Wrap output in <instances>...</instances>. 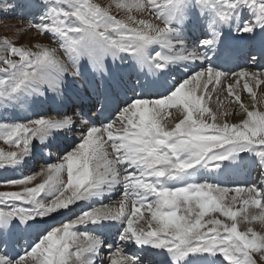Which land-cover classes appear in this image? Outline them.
I'll use <instances>...</instances> for the list:
<instances>
[{"label": "snow or ice", "instance_id": "snow-or-ice-1", "mask_svg": "<svg viewBox=\"0 0 264 264\" xmlns=\"http://www.w3.org/2000/svg\"><path fill=\"white\" fill-rule=\"evenodd\" d=\"M42 3L48 11L39 23L29 20L25 31L34 29L56 46L37 43L33 50L7 37L0 42V104L20 101L26 93L51 92L62 100L68 78H85L81 61H87L104 89L94 92L99 113H109L119 87L107 83L108 59L127 55L154 72L177 63L193 70L166 94L136 95L99 122L80 110L61 109L54 116L0 123V141L11 149L0 148V168L22 163L32 154L33 140L79 138L56 163L19 179L0 180V245L8 244L20 225L32 227L33 221L69 214L39 233L23 254L0 251V264H141L124 251L128 243L163 250L172 264H184L190 256H207L209 264H264V69L224 72L206 66V50L216 47L219 33L189 47L173 27L187 18V8H211L226 25L247 8L255 13L254 22L245 21L237 30L253 34L264 29V0H117L114 7L126 13L125 19L112 13L113 6L91 0ZM12 7L0 5L4 11ZM251 60L255 64L257 57ZM171 109L174 123L168 122ZM237 115L241 118L232 122ZM241 153L255 159L258 183L165 185L198 166L219 170L224 161L242 159ZM117 191L119 198L111 203L72 215L79 202ZM45 193L51 198L43 199ZM104 221L122 224L115 245L87 230Z\"/></svg>", "mask_w": 264, "mask_h": 264}, {"label": "bare ground", "instance_id": "bare-ground-1", "mask_svg": "<svg viewBox=\"0 0 264 264\" xmlns=\"http://www.w3.org/2000/svg\"><path fill=\"white\" fill-rule=\"evenodd\" d=\"M27 1L29 4V7H27L26 10H28L27 14H33L31 13V9L36 12H39L37 14L43 13L47 10V7L44 6L42 3V0H24ZM187 12V18L179 22L178 24H174V28H184L187 32V38L183 39V35H181V32L179 29H177V36L181 39H183L184 43L189 47H196L200 44L199 41H197V38L201 36L203 33H206V29L210 28V23H218V19L215 16L214 11L211 8H205L203 11L200 7H191L186 9ZM36 14V15H37ZM235 26H234V33L237 34L240 38L239 42L241 44H244V53L247 52V49L249 46H255V43L261 42L264 46V29H257L253 34L248 33H240L238 32V27L244 26L245 21L248 23H253L255 19V13L250 11L247 8H244L239 12V14L234 17ZM233 19V20H234ZM30 34V33H29ZM28 34V35H29ZM28 41H26V45L31 44L30 38H35V33H31L30 37L28 36ZM40 40V39H39ZM255 41V43H254ZM153 48L159 50V46L154 45ZM260 51L259 53H261ZM257 57V54H253ZM259 58L257 57V60ZM256 60V61H257ZM252 61V60H251ZM81 63L85 66L87 69L85 78L83 80H73L71 78H68L66 81V92L65 96H68V93L71 92L69 88H78L80 89L78 92H81V88L90 89L91 85L98 82L91 74L90 68H87V61H81ZM107 65L111 74V80L117 79L119 88L117 89V102H121L120 107L124 105V103L129 102L132 98H134L136 95L140 96H160L167 93V91L171 88V86L178 80L187 78V76L190 75L191 71L193 70V66L186 65L183 63H177L172 64L165 68L163 71L154 72L150 70L147 66H141L140 63L133 57L127 56V55H120L118 58L113 61V59L107 60ZM205 65V64H204ZM207 66V65H206ZM255 66V67H254ZM247 68H259L264 69L262 63H260L257 67L255 64L251 63L250 66ZM99 85V83H98ZM130 89V91L128 90ZM139 91V93H137ZM83 95H87V93L83 92ZM56 95L51 92H46L44 95H38V94H31L26 93L24 94L22 100L25 101L26 105L24 108L20 111V120H30L33 117L36 116H42L45 115L47 112V108L49 109V101L56 99ZM90 98H94L93 95H90ZM215 99V97H214ZM245 100H247V96L245 94ZM73 103V99H69L67 97V101L60 107L67 108L69 104ZM50 110V109H49ZM169 112L175 111V109L168 110ZM15 116V114H12ZM40 116V117H41ZM79 143L78 137L73 136H65V135H56L51 138H49L45 143L43 144V148L46 151H39L35 150L33 147L32 154L30 156H27L29 160H36L37 158L43 157L45 164H52L55 160L54 157L58 156L59 153L55 154V151H61L62 148H65L66 151L68 147H70L72 144L73 147ZM34 146L39 145L36 140L33 142ZM51 145V146H50ZM57 148H54L56 147ZM43 148L39 147L38 149ZM49 148V149H48ZM72 149L68 150L71 151ZM66 151V152H68ZM65 153V152H64ZM242 159H238L236 161H224L220 167L219 170L216 171H210L207 168L204 167H197L196 169L191 170L186 177L182 178L181 180H168L165 181V185L167 187H177L180 186L182 183L186 182H202V181H208L211 183L220 184L225 187H234L236 185H251L254 183H258L257 179V167H254L253 174H250L251 170V163L250 158H253L249 156L246 153L240 154ZM58 160V159H57ZM30 162V161H29ZM22 163L18 164L17 166L11 168V169H4L0 170L1 177L6 179H16L17 177L20 178L22 173ZM29 166V165H28ZM27 166V167H28ZM239 167L236 176H241L243 170H241V167H244V170H247L246 173H243L244 179L241 181H236L235 178L230 179H221V177H218L217 174L222 168L227 167ZM256 172V174H255ZM66 178V176H65ZM117 194V195H116ZM120 193L112 192L111 196L102 195V196H93L89 198L88 200L79 202L78 206H74V212L72 215L79 214L82 210H87L88 208L99 206L101 204H107L111 203L110 200H115L119 198ZM110 201V202H108ZM107 202V203H106ZM250 212H258V209L250 208ZM58 215H62L59 214ZM56 215V216H58ZM66 217H69L68 213H64ZM54 216V217H56ZM63 218V219H65ZM58 220V218H49V220H46L43 222L41 221H33L32 227H27L26 225H20L18 228L14 230V234L11 237V241L6 244L2 245V249L0 251H7L9 256L15 257L19 254H23V252L29 247L31 242L36 238L34 236H37L38 233H41L39 231H43L42 229L47 228L50 223L55 224ZM66 220V219H65ZM13 223L19 224V221H14ZM47 224V225H46ZM49 224V225H48ZM46 225V226H45ZM259 223H253V227L255 230H257L256 226H258ZM88 231L95 232L97 235L103 236L105 239V242L108 244H111L113 241L117 243V238L122 230V224L118 222H112V221H104L102 225H89ZM109 234H113V237L110 238ZM26 239L27 247L23 246H17V243L22 242V240ZM134 243H128L124 247V251L128 254L132 253V251L135 250ZM163 256H168L166 252L163 250H158ZM105 252H107V249H105ZM169 257V256H168ZM170 258V257H169ZM190 261H194L196 264H209V261L211 258L207 256H190L188 258ZM170 262L168 264H172L171 259H169Z\"/></svg>", "mask_w": 264, "mask_h": 264}, {"label": "rangeland", "instance_id": "rangeland-1", "mask_svg": "<svg viewBox=\"0 0 264 264\" xmlns=\"http://www.w3.org/2000/svg\"><path fill=\"white\" fill-rule=\"evenodd\" d=\"M91 2L101 4V6H103L105 8H107L109 6H113L112 7V13L114 15H116L118 19H125L126 18V13L123 10H117L114 7L117 0H91ZM5 3L13 4L14 7H12L8 11H4L2 8H0V42H2L7 37L9 40L14 42L16 44V46H18V47H20V46L31 47V48H33V50H35L34 45L37 43L43 44V45L49 46V47H55L56 46L55 44L52 43V41L49 37L40 36L34 29H28L27 31H25V29H27L29 20H31L34 23H39V18L41 16L45 15L46 12L48 11V9L45 12L37 14V15L35 13L27 14L28 11H25L27 8V1H24V0H0V5H3ZM47 8H48V6H47ZM135 15H137V17L139 18V14H135ZM29 33L30 34L35 33V38H30L31 44L27 46L26 41H28V39H29L28 36L30 37ZM213 101H214V96H213ZM25 105H26V103L22 99L20 101H8V102H5L3 104H0V123L14 124V123L26 122L27 120H20V111L22 108L25 107ZM49 113L50 112L48 111L47 115L45 114L42 116H48ZM171 113H172V115L168 117V122L174 123L175 121H174L173 117L176 115V111H172ZM12 114H15V116ZM40 116L33 117L30 120L37 119ZM50 116H54V115H50ZM240 118L241 117L239 115H237L236 119L233 120L232 122H237ZM33 142H34V140H33ZM36 142L39 145L34 146L35 150L46 151L43 148V146H44L43 144H41L37 140H36ZM39 147L43 148V150L38 149ZM0 148H2L4 151L11 150L9 148V146L4 144L3 141H0ZM64 154L61 153V154H58V156L54 157L55 160L53 161V163H56L58 161L57 159L62 157ZM45 165H49V164H45L42 157L37 158L36 160H29L27 157H25L23 164H22V168H21L22 173H21L20 178L23 176H26L30 173L38 172L41 169V167L45 166ZM11 168H13V167H8L7 169H11ZM4 169H6V168H0V170H3V171H4ZM16 179H19V177H17ZM0 180H4L1 177V175H0ZM37 182H41V181L38 180ZM42 198L43 199H50L51 197L47 193H45ZM108 202H110V201H108ZM237 207H239V205H237ZM63 214L62 215L54 214V216H56V215H58V216L49 217L51 219L52 218H58V220H56L57 222L55 224L50 223V226H53L56 224L58 226V223L62 222L65 219H68V217L65 218V215H63ZM49 218H46L45 220H43L41 222L49 220ZM63 218H65V219H63ZM220 218L224 219L223 217H220ZM254 223L257 224L258 222H254ZM239 227H240V230H244L243 224L239 225ZM256 228H257V231L261 230L260 225L256 226Z\"/></svg>", "mask_w": 264, "mask_h": 264}]
</instances>
